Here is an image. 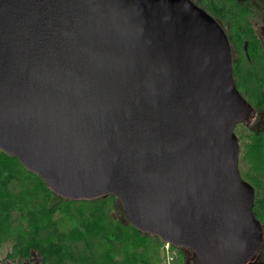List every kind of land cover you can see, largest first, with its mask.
Segmentation results:
<instances>
[{
    "label": "water",
    "instance_id": "water-1",
    "mask_svg": "<svg viewBox=\"0 0 264 264\" xmlns=\"http://www.w3.org/2000/svg\"><path fill=\"white\" fill-rule=\"evenodd\" d=\"M251 108L192 0H0V150L65 200L116 197L193 264L263 247L235 133Z\"/></svg>",
    "mask_w": 264,
    "mask_h": 264
},
{
    "label": "trees",
    "instance_id": "trees-1",
    "mask_svg": "<svg viewBox=\"0 0 264 264\" xmlns=\"http://www.w3.org/2000/svg\"><path fill=\"white\" fill-rule=\"evenodd\" d=\"M192 1L224 28L236 86L252 111L264 110V44L256 25L264 16V0ZM250 112L235 133L241 141L239 168L255 189L254 213L264 235V128L246 123ZM162 243L131 226L116 197L65 200L16 157L0 150V248L8 246L6 261L33 264L38 254L42 264H155L152 251L159 252ZM173 249L181 258L183 249ZM260 258L264 262V244Z\"/></svg>",
    "mask_w": 264,
    "mask_h": 264
},
{
    "label": "rangeland",
    "instance_id": "rangeland-1",
    "mask_svg": "<svg viewBox=\"0 0 264 264\" xmlns=\"http://www.w3.org/2000/svg\"><path fill=\"white\" fill-rule=\"evenodd\" d=\"M262 14H264V13H262ZM256 25H257V29H258L257 30L258 34H259V36L262 39L263 44H264V18L262 16H260ZM249 117H250V119H248L246 123H254V124L259 123V125H261V127L264 128V110H261V109L260 110L254 109L253 111L251 110ZM242 130H243V128H242ZM246 133H244V135H246ZM111 213H112V215L115 214L116 216L117 215L119 216L120 212L119 211H116V212L112 211ZM7 247L8 246H3L0 248V264H15V262H12L10 260L9 261L5 260L6 255H8L10 253L8 251ZM159 247H160L159 252L156 253V252L152 251V253L154 255L155 264H181L179 259H181V261L183 263L187 264V262H189V260H190V262L192 260L191 259L192 253L190 255L188 252H185L184 250H182L183 253H181V258H180V252L173 249V247L171 245L162 243V244H160ZM141 251L142 250H140V252ZM183 255H184V257H183ZM41 259H40L38 254H34L32 262H33V264H42ZM260 260L263 261L262 258H260ZM24 262H25V264H30V263H28V260H26ZM191 264H193V263L191 262Z\"/></svg>",
    "mask_w": 264,
    "mask_h": 264
},
{
    "label": "flooded vegetation",
    "instance_id": "flooded-vegetation-1",
    "mask_svg": "<svg viewBox=\"0 0 264 264\" xmlns=\"http://www.w3.org/2000/svg\"><path fill=\"white\" fill-rule=\"evenodd\" d=\"M264 18V16H263ZM185 252H188L191 255V251L187 250V249H183ZM261 251V250H260ZM247 264H264L263 261L260 260V252L257 256H255L250 262H248Z\"/></svg>",
    "mask_w": 264,
    "mask_h": 264
}]
</instances>
